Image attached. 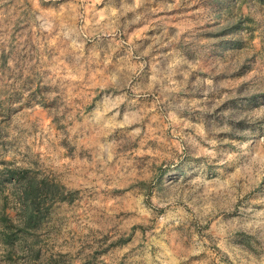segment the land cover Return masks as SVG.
Wrapping results in <instances>:
<instances>
[{"label": "rangeland", "instance_id": "374dc122", "mask_svg": "<svg viewBox=\"0 0 264 264\" xmlns=\"http://www.w3.org/2000/svg\"><path fill=\"white\" fill-rule=\"evenodd\" d=\"M0 264H264V0H0Z\"/></svg>", "mask_w": 264, "mask_h": 264}, {"label": "trees", "instance_id": "16d2710c", "mask_svg": "<svg viewBox=\"0 0 264 264\" xmlns=\"http://www.w3.org/2000/svg\"><path fill=\"white\" fill-rule=\"evenodd\" d=\"M26 196H27V192H26Z\"/></svg>", "mask_w": 264, "mask_h": 264}]
</instances>
